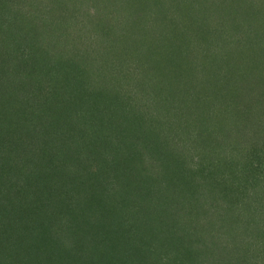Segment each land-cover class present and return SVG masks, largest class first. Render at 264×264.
<instances>
[{
    "label": "trees",
    "instance_id": "trees-1",
    "mask_svg": "<svg viewBox=\"0 0 264 264\" xmlns=\"http://www.w3.org/2000/svg\"><path fill=\"white\" fill-rule=\"evenodd\" d=\"M200 1L0 0V264H254L238 262L249 248L262 258L264 68L228 97L223 77L220 103L187 128L141 115L152 55H203ZM236 4L225 20L264 23V0ZM233 51L227 70L243 75L252 67L232 66ZM150 205L168 217L153 229ZM182 235L198 238L185 250L196 262L156 243Z\"/></svg>",
    "mask_w": 264,
    "mask_h": 264
},
{
    "label": "rangeland",
    "instance_id": "rangeland-1",
    "mask_svg": "<svg viewBox=\"0 0 264 264\" xmlns=\"http://www.w3.org/2000/svg\"><path fill=\"white\" fill-rule=\"evenodd\" d=\"M241 1L243 0H237L236 2L238 3ZM255 1L256 0H253V2ZM236 2L235 0H202L197 3L198 9H202V11L200 15L201 22L194 30L198 31L194 39L197 43L200 42L204 50V53L200 58L195 56L196 54L194 52L190 55L182 52V56L177 55L175 57L166 51V53L164 52L162 55L156 54L151 56L150 61H152L153 66L149 67V72H156V76H151L149 84L144 89H140L141 98L143 100V113H141V115H145L148 118L152 117L155 113V116H157V119L159 120L161 119L165 121L168 118L170 120L174 119L176 120V123H179L176 126L184 129L189 126L190 116H202L206 107L209 108L212 106L211 108H213V105L220 103L224 95V93L219 91L223 77L226 79L232 77V88L225 93L227 97L232 95L234 88L241 90L243 83L239 81L240 79L252 75V82L258 77L260 74V66L264 68V57L261 56L262 54H260V52H257L259 48L258 43L264 45V23L253 19L252 15L249 16V4H240V7H238L242 12L247 10L248 14L245 16L246 18L238 21L237 19L233 21L225 20L226 13L231 12L229 8L231 6H237ZM255 6L257 7V5ZM253 8L251 11L259 12V9H256L255 7ZM135 9L136 7L132 6L131 9L127 8L125 11L134 12ZM252 39L254 42H250ZM98 42V44L103 43L101 41ZM202 42H204V44ZM254 43L257 44L255 45ZM245 44L247 47L244 46ZM230 47L234 49L233 56L238 54L236 55L235 61L230 62L232 66H236V64L242 62L245 66L252 67L251 69L247 68L243 75L237 76L236 74L231 73V70H227L228 64L225 65V52H227ZM98 50L102 52V55L105 54L104 50ZM244 88L246 89V85ZM149 93H151L152 98H148ZM66 119L69 120L70 117ZM233 120L237 121V118H233ZM120 123H122V121L118 119L113 124V127L120 125ZM216 123L217 126H222L224 122L223 120L215 119L214 124ZM65 125V122L62 123L63 128L66 130ZM111 127L112 126H108L107 133ZM181 137L189 140L187 130H184ZM178 148L180 150L185 149L183 145H179ZM70 149V147H67L68 151ZM156 150L157 148L154 150L152 156ZM152 208L153 207L151 206L149 209V215L146 214L149 216V220H151V222L146 220L151 229L168 220L166 215L159 212L155 213L156 209ZM234 216L235 215H225L223 219H229L230 223L233 224L235 222V219H233ZM182 223L185 226L188 224L184 218H182ZM182 223L179 222V226H182ZM235 223L236 227L240 225L238 224L237 218ZM182 229H184L183 226L179 231ZM222 229L225 231L224 226ZM223 230H221V232H224ZM249 230L252 234V228H249ZM239 233L240 232L235 228L230 229L228 239L232 240L230 242L245 245V242H243V239L245 238ZM202 235H204L203 238L205 241L213 240L216 242L215 238H213V235L210 233L206 235L205 231L204 233L202 232ZM241 236L243 239L240 240L239 238H241ZM125 237L126 236L123 238ZM221 238L224 239L223 237ZM119 239H122V235L119 236ZM169 239L170 240L166 241L162 238L161 242L156 243L158 245L164 244L169 251L179 250V257L185 256L184 258H186V262H193V260L196 262V260L193 259L194 257H192L193 252H185V250L191 243L195 242V239H198L197 237L190 239L189 237L185 238V236L182 235L174 239ZM117 241L118 240H116V242ZM119 242L120 252L124 251L125 246L128 243L127 240H119ZM128 253L129 252H126L125 254ZM255 253L256 252H254L252 248H249L244 256L238 255L242 257L238 262L245 261L253 262L254 264H256V262H264V252H262V258L257 260H254L253 257ZM129 256L131 260H129V258H123L125 259L124 262H138L135 255L129 254ZM188 257L189 259H187ZM201 259L206 262L209 260L211 262H219V259L213 256H206L204 258L202 256Z\"/></svg>",
    "mask_w": 264,
    "mask_h": 264
}]
</instances>
